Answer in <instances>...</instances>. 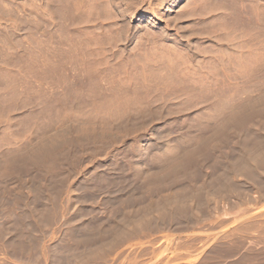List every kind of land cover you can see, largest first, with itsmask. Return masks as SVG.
I'll list each match as a JSON object with an SVG mask.
<instances>
[{
	"label": "rangeland",
	"instance_id": "1",
	"mask_svg": "<svg viewBox=\"0 0 264 264\" xmlns=\"http://www.w3.org/2000/svg\"><path fill=\"white\" fill-rule=\"evenodd\" d=\"M0 264H264V0H0Z\"/></svg>",
	"mask_w": 264,
	"mask_h": 264
},
{
	"label": "bare ground",
	"instance_id": "2",
	"mask_svg": "<svg viewBox=\"0 0 264 264\" xmlns=\"http://www.w3.org/2000/svg\"><path fill=\"white\" fill-rule=\"evenodd\" d=\"M234 7V6H233ZM224 16V15H223ZM223 25V24H222ZM223 30V29H222ZM175 72V71H174ZM168 74V73H167ZM169 79V78H168ZM134 87V86H133ZM131 101V100H130ZM115 102V101H114Z\"/></svg>",
	"mask_w": 264,
	"mask_h": 264
}]
</instances>
